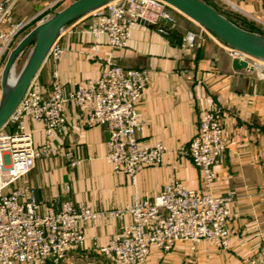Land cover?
Segmentation results:
<instances>
[{
  "label": "crops",
  "instance_id": "0c3cea01",
  "mask_svg": "<svg viewBox=\"0 0 264 264\" xmlns=\"http://www.w3.org/2000/svg\"><path fill=\"white\" fill-rule=\"evenodd\" d=\"M6 1L11 3V22L26 23L13 46L40 22L43 11L66 6L72 0ZM234 1L238 17L255 28L245 30L264 36V0ZM172 12L175 22L166 34L148 24H135L122 48H112L104 35L93 37L87 31L94 16L86 21L78 18L68 23L55 40L63 49L60 57L55 60L48 54L33 80L34 87L45 92L56 76L66 93L78 83L95 79L107 60L124 68L147 69L148 82L136 103L141 120L136 139L144 146L163 144L166 152L161 163L142 167L134 183L127 175L112 171L105 160L106 128L85 126L77 108L66 104L64 131L51 139L55 152L36 160L15 184L33 187L44 205L56 208L67 198L74 203L88 202L95 209L124 207L135 195L152 199L171 178L203 192L198 168L188 157L176 156L175 151L196 134L202 111L220 109L226 148L222 160L213 167L211 192L223 195L230 191L234 195L227 222L230 241L227 249L207 247L208 243L202 241V251L197 246L198 264H251L264 247V77L256 69H234V56L227 44L181 12ZM186 32H194L199 44L189 47ZM25 124L32 131L35 145H40L45 139L43 124L29 117ZM65 182L69 184L66 192ZM129 218L126 215L124 220L84 223L83 247L61 262L47 260L44 264H116L99 248ZM189 259L187 245L178 242L167 253L152 249L144 264H190Z\"/></svg>",
  "mask_w": 264,
  "mask_h": 264
},
{
  "label": "built area",
  "instance_id": "2783aa9c",
  "mask_svg": "<svg viewBox=\"0 0 264 264\" xmlns=\"http://www.w3.org/2000/svg\"><path fill=\"white\" fill-rule=\"evenodd\" d=\"M173 10L162 0H112L93 11L95 19L87 31L93 37L104 35L112 48H122L131 27L139 21L166 34L168 26L175 22ZM4 25L7 28L2 30ZM25 25L12 23L11 3L0 1V69L15 36ZM185 40L189 47L199 44L194 32H186ZM62 51L54 43L48 54L56 60ZM232 55L250 63L245 54L232 51ZM147 82V69L124 68L111 60L105 62L95 79L78 83L66 93L56 76L45 92L37 90L32 81L0 128V264L61 262L83 247L84 223L124 220L126 215L129 222L99 248L116 264H144L152 249L170 252L178 242L185 243L189 251L202 241L218 249L228 248L227 222L234 195L230 191L223 195L211 192L213 167L222 160L226 148L220 109L202 111L196 134L175 151L176 156L188 157L198 168L203 192L171 178L152 199L135 195L124 207L95 209L88 202L74 203L67 198L56 208L53 204L44 205L33 187L15 184L34 167L36 160L49 158L55 152L51 139L64 131L66 104L77 108L85 126L106 128L105 160L112 171L127 175L134 183L142 167L160 164L166 147L160 143L140 145L136 139L141 126L136 103ZM26 117L43 124L45 139L40 145H35L32 131L25 124ZM64 189L69 190L67 182ZM258 261L264 264V247Z\"/></svg>",
  "mask_w": 264,
  "mask_h": 264
},
{
  "label": "water",
  "instance_id": "95a60500",
  "mask_svg": "<svg viewBox=\"0 0 264 264\" xmlns=\"http://www.w3.org/2000/svg\"><path fill=\"white\" fill-rule=\"evenodd\" d=\"M112 0H72L69 4L54 12L46 20L31 27L28 32L14 44L7 53L1 69V86L3 96L0 101V128L17 107L22 96L34 80L46 59L51 46L64 27L103 6ZM173 9L186 15L207 31L213 33L227 44L232 51L264 61V37L258 33L245 30L224 16L213 6L203 0H162ZM141 24L145 22L139 21ZM32 45L14 85L8 92L3 90L5 79L14 73V66L19 55ZM234 69H254L248 60L234 57Z\"/></svg>",
  "mask_w": 264,
  "mask_h": 264
},
{
  "label": "rangeland",
  "instance_id": "374dc122",
  "mask_svg": "<svg viewBox=\"0 0 264 264\" xmlns=\"http://www.w3.org/2000/svg\"><path fill=\"white\" fill-rule=\"evenodd\" d=\"M1 2H4L6 0H0ZM203 1H207V3H209L211 6H213L222 16H224L225 18H227L228 20H230L231 22H233L234 24H236L237 26L243 28V29H255L253 26H249V24H245L243 22V20L241 18H239L238 16L239 15V10H237V3L234 1V0H203ZM69 3V2H68ZM66 3V4H68ZM65 6V4H60V5H57L55 7H52L50 8V10H47V11H43L42 14L40 15V22L46 20L47 18H49L54 12L60 10L61 8H63ZM237 8V9H236ZM95 12V10H93ZM93 11L92 12H89L88 14L80 17L82 20H90V18L93 16ZM77 20V19H76ZM89 22V21H87ZM34 26V25H33ZM32 26V27H33ZM89 26V24H88ZM88 26H86V29H88ZM31 27V26H30ZM203 28V27H202ZM204 29V28H203ZM252 30V31H253ZM22 32V30L19 31V33ZM18 33V34H19ZM263 36V35H262ZM264 37V36H263ZM32 45L28 46L24 51L23 53H21L19 55V57L17 58L16 60V63H15V66H14V73L12 74L13 78H16V76L18 75V73L20 72L22 66L24 65L25 63V60L27 59L28 57V54H29V51L31 49ZM249 61L252 63H255V64H263L264 65V62L263 61H259L258 59L256 58H252V57H249ZM4 63V62H3ZM251 65H254V64H251ZM255 67V65H254ZM258 71L257 68H254ZM3 96V91H2V86H1V69H0V101H1V98ZM204 242V241H203ZM207 243V242H206ZM199 247H200V251H202V242H200L199 244ZM197 245V246H198ZM207 247H210V244H205ZM186 250V249H185ZM261 250H259L255 257L251 260V261H254L253 263L251 264H260L259 263V257L261 255ZM167 253V252H166ZM183 255L186 254V251H183L182 253ZM187 256H189V260L191 261L190 264H198L199 262V259L197 258L198 255H197V247L194 251H189L187 249ZM254 256V255H253Z\"/></svg>",
  "mask_w": 264,
  "mask_h": 264
},
{
  "label": "bare ground",
  "instance_id": "6f19581e",
  "mask_svg": "<svg viewBox=\"0 0 264 264\" xmlns=\"http://www.w3.org/2000/svg\"><path fill=\"white\" fill-rule=\"evenodd\" d=\"M259 61H261V60H259ZM255 68H257L258 73L264 77V65L257 63V64H255ZM12 74L13 73H10V75H8L7 78L5 79V84H4L3 90H5L6 92H8L10 90V88L14 85V83L17 79V76H16V78H13Z\"/></svg>",
  "mask_w": 264,
  "mask_h": 264
},
{
  "label": "trees",
  "instance_id": "16d2710c",
  "mask_svg": "<svg viewBox=\"0 0 264 264\" xmlns=\"http://www.w3.org/2000/svg\"><path fill=\"white\" fill-rule=\"evenodd\" d=\"M207 3V1H205ZM209 4V3H208Z\"/></svg>",
  "mask_w": 264,
  "mask_h": 264
}]
</instances>
